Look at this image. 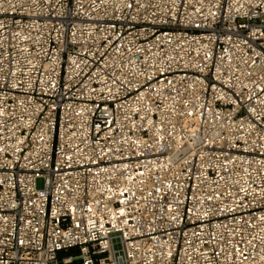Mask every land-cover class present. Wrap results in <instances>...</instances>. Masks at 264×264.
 I'll list each match as a JSON object with an SVG mask.
<instances>
[{
    "label": "built area",
    "instance_id": "obj_1",
    "mask_svg": "<svg viewBox=\"0 0 264 264\" xmlns=\"http://www.w3.org/2000/svg\"><path fill=\"white\" fill-rule=\"evenodd\" d=\"M0 264H264V0H0Z\"/></svg>",
    "mask_w": 264,
    "mask_h": 264
},
{
    "label": "rangeland",
    "instance_id": "obj_2",
    "mask_svg": "<svg viewBox=\"0 0 264 264\" xmlns=\"http://www.w3.org/2000/svg\"><path fill=\"white\" fill-rule=\"evenodd\" d=\"M36 188L37 189H42L43 188V181L42 180H37ZM114 249H115V251H119L120 250V245H119V241L118 240L114 241Z\"/></svg>",
    "mask_w": 264,
    "mask_h": 264
}]
</instances>
